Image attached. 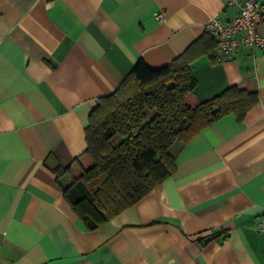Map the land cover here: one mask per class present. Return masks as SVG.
<instances>
[{
    "label": "crops",
    "instance_id": "crops-1",
    "mask_svg": "<svg viewBox=\"0 0 264 264\" xmlns=\"http://www.w3.org/2000/svg\"><path fill=\"white\" fill-rule=\"evenodd\" d=\"M238 12L231 0H0V264H264V48L218 60L204 30ZM188 47L190 103L229 87L257 103L205 128L171 176L88 230L53 170L85 150L89 113L139 59L160 68Z\"/></svg>",
    "mask_w": 264,
    "mask_h": 264
},
{
    "label": "trees",
    "instance_id": "trees-1",
    "mask_svg": "<svg viewBox=\"0 0 264 264\" xmlns=\"http://www.w3.org/2000/svg\"><path fill=\"white\" fill-rule=\"evenodd\" d=\"M189 56L188 47L160 68L139 59L89 113L85 150L53 170L64 200L88 230L171 176L177 153L205 128L229 114L239 122L257 103L255 93L237 87L190 103L195 80Z\"/></svg>",
    "mask_w": 264,
    "mask_h": 264
},
{
    "label": "built area",
    "instance_id": "built-area-1",
    "mask_svg": "<svg viewBox=\"0 0 264 264\" xmlns=\"http://www.w3.org/2000/svg\"><path fill=\"white\" fill-rule=\"evenodd\" d=\"M237 5L238 14L229 21L213 18L206 23L204 30L216 40V58L223 60L232 56L236 46L248 49L264 48V36L258 34L257 27L264 21V3L257 0H231ZM158 20L162 14L156 15ZM257 231L264 235V215L257 223Z\"/></svg>",
    "mask_w": 264,
    "mask_h": 264
}]
</instances>
